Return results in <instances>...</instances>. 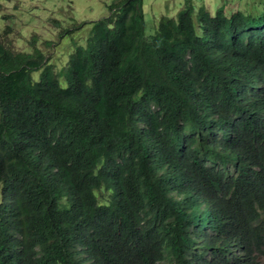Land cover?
Returning <instances> with one entry per match:
<instances>
[{"label": "trees", "instance_id": "1", "mask_svg": "<svg viewBox=\"0 0 264 264\" xmlns=\"http://www.w3.org/2000/svg\"><path fill=\"white\" fill-rule=\"evenodd\" d=\"M224 7L113 2L59 70L0 40V264H258L264 6Z\"/></svg>", "mask_w": 264, "mask_h": 264}, {"label": "rangeland", "instance_id": "2", "mask_svg": "<svg viewBox=\"0 0 264 264\" xmlns=\"http://www.w3.org/2000/svg\"><path fill=\"white\" fill-rule=\"evenodd\" d=\"M116 1L119 0H0V40L14 50H27L35 39L34 46L43 51L55 70H59L75 47L85 44L89 23L107 16L110 13L108 5ZM191 1L211 14L223 3L227 15L237 10L256 14L264 6L262 0ZM184 2L143 0L145 35L149 37L156 32L161 16L175 17ZM7 27L9 30L4 32ZM33 76L37 77L38 73ZM195 154L198 158L204 156L201 146L196 147ZM99 196L101 198L100 193ZM258 264H264V254L259 255Z\"/></svg>", "mask_w": 264, "mask_h": 264}, {"label": "clouds", "instance_id": "3", "mask_svg": "<svg viewBox=\"0 0 264 264\" xmlns=\"http://www.w3.org/2000/svg\"><path fill=\"white\" fill-rule=\"evenodd\" d=\"M254 224H255V222H254ZM227 246L230 247V248H232L234 246H238L237 249H240V250L244 249V246L241 245V241L240 240H232V241H230V243Z\"/></svg>", "mask_w": 264, "mask_h": 264}]
</instances>
